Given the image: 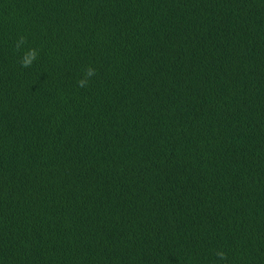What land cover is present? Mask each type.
Listing matches in <instances>:
<instances>
[{
    "label": "trees",
    "instance_id": "1",
    "mask_svg": "<svg viewBox=\"0 0 264 264\" xmlns=\"http://www.w3.org/2000/svg\"><path fill=\"white\" fill-rule=\"evenodd\" d=\"M0 264H264V0H0Z\"/></svg>",
    "mask_w": 264,
    "mask_h": 264
},
{
    "label": "clouds",
    "instance_id": "2",
    "mask_svg": "<svg viewBox=\"0 0 264 264\" xmlns=\"http://www.w3.org/2000/svg\"><path fill=\"white\" fill-rule=\"evenodd\" d=\"M35 58V51L34 50H30L24 57L23 59V63L24 65H28L31 63V61ZM93 74V70L92 69H89L88 72H87V75L88 76H91ZM86 83L85 80H80L78 81V84H80L81 86H83L84 84ZM216 255L218 257H220L221 259H223L224 257V253L222 251H218L216 253Z\"/></svg>",
    "mask_w": 264,
    "mask_h": 264
}]
</instances>
